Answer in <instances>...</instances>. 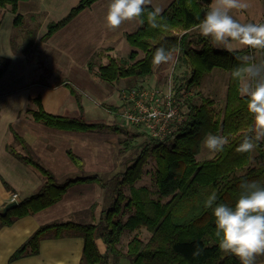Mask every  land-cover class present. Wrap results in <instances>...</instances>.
I'll return each mask as SVG.
<instances>
[{"label":"trees","instance_id":"16d2710c","mask_svg":"<svg viewBox=\"0 0 264 264\" xmlns=\"http://www.w3.org/2000/svg\"><path fill=\"white\" fill-rule=\"evenodd\" d=\"M19 1L0 0V26L3 9L10 5L17 12ZM95 1L80 0L65 16L49 23L43 38L52 36ZM211 2L173 0L157 18L163 26L155 29L147 20V12L152 9L146 8L145 15L139 18L140 27L126 34V40L134 47L127 58L111 56L108 62L99 64L96 58L89 59L87 66L95 78L114 82L129 76L146 77L153 74L155 65L152 64V57L156 49L175 46L179 51L174 54L178 53L189 69L188 78L178 87L179 98L187 107V118L164 139L150 137L139 155L127 162L125 169L113 175L109 181L98 173L59 180L34 154L26 139L12 130L7 149L37 169L45 180L32 195L19 199L18 206L6 215L0 214V228L58 203L72 185L80 182H95L102 188L113 183V200L110 206L102 210L96 222L55 220L41 225L11 254L10 261L37 254L45 237L80 235L84 238L81 264H110L112 259L121 258L129 259L131 264H241L238 257L219 249L215 218L212 209L205 206V200L215 192L217 203L234 206L242 181L256 180L264 184V141L251 153L236 150L253 120L247 111L245 98L238 94L237 85L231 77V71L237 65L235 55L225 48L214 46L210 38L202 36L196 29ZM21 18L17 14L15 23ZM236 50V54H255V50L248 48ZM140 52H143L142 57H139ZM261 56L264 57L262 50ZM9 62V58L0 57V77ZM215 68H223L229 73L222 113L214 109L212 100L204 99L202 103H197L191 95L184 96L180 92L183 88L190 91L202 86L204 79ZM66 84L77 101L78 115L49 112L44 107L41 95L30 99L29 103L33 106H27L26 111L36 121L57 129L123 130L120 125L89 121L84 115L82 94L70 83ZM209 133L226 136L229 142L213 157L198 160L196 156L201 151L202 141ZM67 152L78 168L84 171L83 158L72 149ZM150 157L156 161L157 197L146 185H137L143 174V166ZM3 182L7 189L16 192L9 182L5 179ZM164 198L168 199L163 201ZM143 228L151 233L147 240L142 236ZM126 230L134 234L123 247L122 236ZM99 240L105 244V252L100 250ZM197 245L203 251L194 257Z\"/></svg>","mask_w":264,"mask_h":264},{"label":"crops","instance_id":"0c3cea01","mask_svg":"<svg viewBox=\"0 0 264 264\" xmlns=\"http://www.w3.org/2000/svg\"><path fill=\"white\" fill-rule=\"evenodd\" d=\"M79 1L80 0H71V2L66 5L63 13L60 14V18L65 16ZM172 2L173 0H153V4L161 7L163 11H165ZM58 4L59 0H21L17 5V12H14L10 5L4 8L5 12L0 26V57L9 58L10 62L3 76L0 77V85L5 87L4 90L0 92V124L2 121H4L5 124L0 136V208L13 200V191L6 188L3 179L15 188L16 193L19 195L18 201L36 192L45 180L40 177L36 179V175L34 174L30 176L32 179H22V175H20V178L18 177V173L11 172L14 167L17 168L18 165L22 166V163H25L7 149V144L12 139L13 129L26 139L36 153L43 154L50 152V154L46 155L51 156V167L52 164L58 163V156H61V159L66 162V165L71 171H75V166L78 168L69 156L67 152L68 149H72L83 158L85 167L89 172L98 169L93 167L90 163L92 153L94 154L95 150L103 155L104 164L100 169L111 163L104 147L107 148V152L110 154L112 153V149L105 146L104 140L103 144L97 142L99 134L97 130H64L52 128L43 123L40 125L41 122L39 123V121H36L32 115L26 111V108L32 97L41 95L44 107L49 112L69 114L70 112H67V110L76 106L79 114L77 101L71 94L66 83L73 85L82 95V89H87V91L90 90L98 97H103L106 93L111 92L103 90V87H100L98 83L93 81L92 78H94V76L87 66L89 61L88 58L99 51L115 50L123 40H126L127 33L134 32L140 27L141 21L137 18L132 21H125L118 28L109 29L105 19L109 0H96L92 5L82 10L67 25L57 30L49 38L44 39L43 36L47 32L48 25L51 22L48 23L46 21V26L40 28L38 39L42 41L41 48L43 50L40 61L42 65L46 63L45 66H49L51 70L50 89V86L41 85L39 82L33 81L32 61L30 60L27 46H22L25 38L20 35L24 32L27 33V29H29L27 27L37 24L39 14L45 11H49L50 13L52 9L55 10L58 7ZM17 14L21 15L22 18L18 23H15ZM7 15L9 18H14V26L12 29L8 27L7 34L3 35V21ZM15 30L20 33L19 38L23 40L19 47H14L12 44V32ZM8 36L10 44L8 43ZM234 45H237V43ZM28 47L32 49L34 43ZM243 48L244 47L238 49ZM81 57H85V69L79 64ZM50 62L51 65H48ZM187 68L186 66V70ZM53 72L61 73V75H65V78L56 83V80H53ZM29 73H31V76ZM212 74L216 75V73ZM224 74L228 81L229 73L225 72ZM126 78L131 80L130 84L138 81L136 76H129ZM70 79L78 81L79 87L75 86ZM141 79L143 81L148 78L145 77ZM83 80L84 84H81ZM153 80L154 83L151 82L149 86L157 84L155 83V79ZM34 90H36V92H33ZM64 90H66L67 93H65ZM12 98H15L14 100L17 102V105L13 109L10 105H5V101ZM93 98L94 96H91V98L86 99V101L88 102ZM21 101H25L26 103L22 104ZM81 101L85 115L87 107L91 108V105L87 104L84 100V96H82ZM8 111L12 113H7ZM7 114H10V116L8 117ZM90 115L95 117L96 113L92 111ZM85 117L92 122L102 121L98 118H89V116L86 115ZM66 154L71 161L67 159ZM105 157L109 160L108 163H105ZM21 170H23V167H21ZM52 171L55 174L57 173L54 169ZM59 175L65 176L67 174L59 173ZM67 177L69 176L65 178ZM101 188L102 187L95 182L76 183L67 190L58 203L37 213L22 217L16 220L12 225L2 226L0 228V264H81L84 238L80 235H66L61 238L45 237L41 240L40 251L37 254L24 256L14 261H10L9 258L11 254L35 232V230L45 223L55 220L89 222L87 221L89 218L93 220L96 217L100 218L102 210L104 209H100L98 201L101 196ZM94 204H96L94 208H91ZM96 221L97 220H94L92 222ZM98 245L102 252L106 251V246L101 240L98 241ZM125 259L130 262L127 258H121L119 260L112 259L110 264H131V262H122V260ZM255 264H264V258L255 261Z\"/></svg>","mask_w":264,"mask_h":264},{"label":"rangeland","instance_id":"374dc122","mask_svg":"<svg viewBox=\"0 0 264 264\" xmlns=\"http://www.w3.org/2000/svg\"><path fill=\"white\" fill-rule=\"evenodd\" d=\"M71 2V0H59L58 7L55 10L45 11L42 14H39L38 22L37 24L32 25L31 27H27V33H23L20 35L18 31L12 32V44L14 47H19L23 40L19 38L20 36H23L25 38L24 43L22 46H27L28 54L30 57V60L32 61V73H33V81L39 82L41 85L50 86L51 89V70L49 66L42 65V62L40 59L42 58L43 50L41 48L42 41L38 39L40 28L45 27L46 21L49 23L50 21L58 20L60 18V14L63 13V11L66 8V5H68ZM247 3L249 4V7L246 10H233L232 15L235 19L239 20L242 23H264V0H247ZM4 11V9H3ZM5 12V11H4ZM62 16V15H61ZM45 20V21H44ZM3 31L2 34H7V28L14 26V18H9L8 15L3 21ZM47 28V27H46ZM20 35V36H19ZM8 43L9 36H8ZM34 43V47L31 49L28 47L29 45ZM235 42H233V48L238 49L243 46L237 44L234 45ZM220 48H224L222 45L219 46ZM134 49V47L127 41L123 40L120 45L115 50H104L101 52L100 55H92L88 58H96V61L99 63H106L109 61V58L117 57V58H127L129 56V53ZM255 55L258 57L261 56V50H255ZM143 56V52H140V56ZM85 57H81V60L79 64L82 65V67L85 69L86 66H84ZM56 63V62H55ZM51 65V62L48 64ZM154 72L153 74L146 76L148 79H144L142 81L140 77L136 76L137 80L133 84L131 83L130 79L120 78L114 82H106L101 81L97 78H92L93 81L99 84L100 87H103V90L111 91L109 93H106L103 97H98L96 94L90 90L87 91V89H82L81 92L83 93L82 96H84V100L91 98V96H94L92 100H89L87 104L91 105V108L87 107V111H85V115L89 116V118H98L102 120L101 122L107 123L109 125H120L123 127V130H116L114 128H105V130H97L98 138L97 142L104 144L105 146H108L110 149H112V153L107 152V148L104 147L106 150V153L108 154L111 163L105 165L102 169H100L104 164V159L102 153H98L96 150L94 154L92 153L91 157V165L95 168H98L97 170L88 171L85 167L84 171L80 170L79 168H76L75 171H71V169L66 165V162L61 159V156H58V163L52 164L51 167V156L46 155L50 154V152L43 153H36L34 151V154L41 160V162L48 168L54 169L57 171V177L58 179H65L66 176H81L84 174L89 173H98L102 175L106 180L109 181L110 178L113 177L116 173L123 171L126 167L127 162H131L136 156L139 155L141 148L144 144H146L148 141H150V137L146 133H141V128L137 126H133L130 124L123 123L122 118L120 117V110L122 109V105L124 103V92L123 90H127L133 86H140V85H151V82L154 83L155 79V85L157 86H167L169 85L170 81L174 82L176 89L178 91V87L183 84L189 75V69L186 70V65L181 61V59L178 57V53L174 54L173 61L159 65L154 66ZM225 72L228 73L227 70L223 68H215L210 73L211 76H207L204 79V82L202 86H196L192 88L189 92L194 101L197 103H202L204 99H210L213 101L214 109L218 112H223L225 107V99H226V93H227V86L228 81L227 77L224 74ZM212 73H216L212 74ZM31 73H29L30 75ZM52 75L54 76L53 80H56V83H58L59 80H63L65 78V75H61V73L53 72ZM68 75V74H66ZM31 76V75H30ZM62 76V78H61ZM92 77V76H91ZM71 82L75 84V86L79 87L78 81H75L74 79H70ZM216 84H215V83ZM81 84H84V80ZM40 85V86H41ZM64 87V86H63ZM4 86L0 85V92L4 90ZM183 91V89H182ZM33 92H36L34 90ZM65 93H67L66 90H64ZM80 92V91H79ZM181 92V90H180ZM15 98H12L10 100L5 101V105H10L13 109L17 102L14 100ZM27 106H33L32 103H29ZM183 108L187 111V107L182 103ZM70 107V106H69ZM93 111L96 113L95 117H92L90 114ZM67 112H70V115H77L78 110L75 107L68 109ZM77 112V113H76ZM7 113H12L11 111H8ZM9 117L10 114H7ZM40 123V122H39ZM4 121L0 124V136L2 134V131L4 129ZM42 125V123H40ZM126 126V127H125ZM94 132V131H92ZM138 133V134H136ZM17 144V143H16ZM18 148H21L19 144H17ZM10 154V153H9ZM38 154V155H37ZM215 152L209 151L207 148H205L202 144L200 153L196 156L198 160H204L211 158L215 155ZM41 158H40V157ZM67 159L69 161L70 158L66 154ZM109 160L105 157V163H108ZM89 164V162L87 161ZM21 167H23V170H21ZM155 168H156V161L154 157H150L148 161L143 166V174L138 180L137 185H146L152 190L153 196L157 197L156 191H157V184L155 180ZM12 173L16 172L18 173V177L22 175V179H32L30 178L31 174L36 175V179L40 177L41 179H44V176L33 166L22 163L21 165H18L17 168L14 167V169L11 170ZM89 172V173H87ZM59 173L67 174L65 176H60ZM21 178V177H20ZM101 196L99 197V206L100 209L106 208L110 206L112 202L113 197V183H110L106 188H101ZM27 193V192H26ZM17 194L16 200H18V193L13 192V196ZM31 194V193H28ZM168 198H164L163 201H166ZM4 207L0 208V212L2 211ZM100 216V215H98ZM99 217L94 218V220L98 221ZM93 219H88L87 221H94ZM142 236L145 240H147L151 233L146 229H142ZM134 234V232H130L129 230L124 231L122 236V245L126 247V243L131 238V236ZM125 243V244H124ZM264 258V255H259L256 257V260H260ZM125 261L126 263H130L128 260H122V262Z\"/></svg>","mask_w":264,"mask_h":264},{"label":"clouds","instance_id":"9594fccd","mask_svg":"<svg viewBox=\"0 0 264 264\" xmlns=\"http://www.w3.org/2000/svg\"><path fill=\"white\" fill-rule=\"evenodd\" d=\"M149 7L152 9L147 12L149 25L154 29L162 27L157 18L161 17L163 9L154 5L153 0H109L105 18L107 26L115 29L125 21L141 18ZM248 7L247 0H213L196 25L200 34L210 38L214 46L222 45L235 55L237 65L232 69L231 77L238 94L245 98L247 111L253 120L236 149L240 153H251L264 141V57L254 53L236 54L238 50L232 46L235 42L244 48L264 51V23H242L231 14L233 10H246ZM178 51L175 46L159 47L153 54L152 64L169 63ZM156 115L155 111L150 113L152 117ZM228 142L226 136L209 133L202 144L209 151L218 153ZM239 187L234 206L217 203L215 192L207 197L205 206L212 209L215 236L221 252L235 255L241 264H255L256 257L264 255V184L256 180L242 181ZM202 251L197 245L193 256L198 257Z\"/></svg>","mask_w":264,"mask_h":264},{"label":"built area","instance_id":"2783aa9c","mask_svg":"<svg viewBox=\"0 0 264 264\" xmlns=\"http://www.w3.org/2000/svg\"><path fill=\"white\" fill-rule=\"evenodd\" d=\"M174 82L169 85L133 86L124 92V103L120 110L123 123L140 127L142 132L151 137L164 139L176 131L187 118V111L182 106ZM181 94H190L185 88ZM155 111V117L150 113ZM17 194L13 196L15 200Z\"/></svg>","mask_w":264,"mask_h":264},{"label":"water","instance_id":"95a60500","mask_svg":"<svg viewBox=\"0 0 264 264\" xmlns=\"http://www.w3.org/2000/svg\"><path fill=\"white\" fill-rule=\"evenodd\" d=\"M19 201L18 200H12L9 203H7L4 208L2 209V211L0 212L1 215H6L7 212L13 208H15L16 206H18Z\"/></svg>","mask_w":264,"mask_h":264}]
</instances>
